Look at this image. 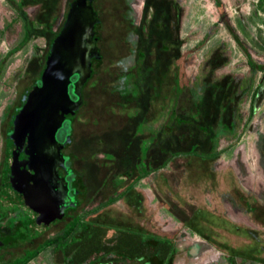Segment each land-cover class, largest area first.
I'll list each match as a JSON object with an SVG mask.
<instances>
[{
  "label": "rangeland",
  "instance_id": "rangeland-1",
  "mask_svg": "<svg viewBox=\"0 0 264 264\" xmlns=\"http://www.w3.org/2000/svg\"><path fill=\"white\" fill-rule=\"evenodd\" d=\"M71 1L0 0V152L2 120L39 77L50 39L62 26ZM218 2L92 0L99 19L95 36L101 57L92 59L93 72L82 88V102L54 134L60 142L72 138L67 150H74L79 174L93 178L92 185L130 178L127 187L137 177L146 175L145 183L151 179L144 192L158 213L157 227L169 218L165 207L175 213L187 201L216 205L219 193L226 191L209 184L217 151L221 150L215 169L223 172L253 147V133L247 127L240 137L226 138L220 124L230 126L233 116L243 120L248 114L253 87L240 92L239 82L264 89V3ZM25 24L29 34L24 41ZM250 60L260 68L252 71ZM66 169L70 176L72 171ZM123 171L131 176L125 177ZM149 172L154 173V181ZM236 173L246 186L244 174ZM67 177L51 183L63 196L61 205L75 200ZM122 192L116 190L115 195ZM99 193L92 187L91 194ZM8 203H0V217L7 211L19 212L18 206ZM227 206L222 203L227 215L243 222L240 210ZM16 218L20 225L15 244L39 233L40 226L30 224L27 214L16 213L9 220ZM171 226L180 230L179 223ZM0 231H9L5 223H0ZM36 251L2 247L0 264L15 256L24 260ZM44 254L27 264H38L37 258Z\"/></svg>",
  "mask_w": 264,
  "mask_h": 264
},
{
  "label": "flooded vegetation",
  "instance_id": "flooded-vegetation-1",
  "mask_svg": "<svg viewBox=\"0 0 264 264\" xmlns=\"http://www.w3.org/2000/svg\"><path fill=\"white\" fill-rule=\"evenodd\" d=\"M250 101L245 119L233 116L230 126H225L224 122L220 124L227 133L226 138L240 137L245 127L253 133V147L241 154L240 162H230L231 169L223 172L215 169V159L221 150L214 156V177L209 184L212 182L216 187H223L226 196L219 193V202L213 206L207 201V205L187 201L182 211H176L175 214L170 209L166 212L168 220L161 221V226L157 227L158 213L150 205L149 193L144 192L146 184L150 186L153 183L151 179L145 183L142 179L146 175L137 177L132 185H128L129 188L126 184L130 178L116 183L108 180L105 185L104 179L96 187L104 195L91 194L92 190L84 176L77 170L74 150H67L72 138L70 143L59 150L55 166L51 169V174L47 175V182L50 188L52 180L67 177L68 166L72 174L67 180L74 201L61 205L62 194H55L54 188L53 191L50 188L53 196L51 208H54V212H48L49 204L45 202L42 203L44 209L41 211L39 205L28 196L10 188L3 181L5 166L10 165L20 176L26 178L36 157V151L31 149L30 142L24 135H19L9 143V136L13 133L9 123L15 109L21 105L20 97L15 107L2 120L5 127L0 152V187L5 184L11 194L0 199V203L8 200V205L18 206L19 212L16 213L27 214L30 224L39 225L40 231L36 236L15 244L20 220L16 218L11 222L9 219L16 213L7 211L6 215L0 217V223H5V228L9 231H0V245L22 248V252L26 248H34L38 250L34 257L48 251L50 262L45 264H264V89L260 85L253 86ZM237 170L244 174L247 187L243 186ZM122 174H126L125 177L131 176L128 171H123ZM150 174H153L151 178L154 181V173L149 172L147 175ZM119 189L123 192L115 195ZM198 191L194 196L196 200L200 199ZM183 198L186 200V197ZM224 202L231 211L232 206L240 210L243 222L227 215L222 208ZM114 223L119 226H113ZM178 223L180 230H173L171 224ZM99 227L102 231L115 229L117 232L113 237L103 236L106 238L104 242H96L93 229L97 230ZM15 258L17 257L5 264L11 263Z\"/></svg>",
  "mask_w": 264,
  "mask_h": 264
},
{
  "label": "water",
  "instance_id": "water-1",
  "mask_svg": "<svg viewBox=\"0 0 264 264\" xmlns=\"http://www.w3.org/2000/svg\"><path fill=\"white\" fill-rule=\"evenodd\" d=\"M98 21L92 0H72L69 3L64 22L50 41L39 77L21 96V105L15 109L9 123L13 132L9 143L24 135L31 149L36 151V157L26 178L6 165L3 181L32 199L41 211L45 202L49 204L48 212H54L51 189L54 188L55 194H61L55 186L50 184L49 188L47 175L55 166L59 150L70 139L60 142L54 134L65 120L70 121L69 114L75 112L82 102V88L93 72L92 59L101 57L95 36ZM66 182L68 185V180Z\"/></svg>",
  "mask_w": 264,
  "mask_h": 264
},
{
  "label": "trees",
  "instance_id": "trees-1",
  "mask_svg": "<svg viewBox=\"0 0 264 264\" xmlns=\"http://www.w3.org/2000/svg\"><path fill=\"white\" fill-rule=\"evenodd\" d=\"M261 2L264 3V0H261ZM218 3H219L218 0H215V4L217 5ZM24 29H25V33H24V41H25V40H27V38H28V34H29L28 29H27V27H26V24L24 25ZM55 35H56V34H55ZM55 35H53V37H54ZM53 37H51L50 41L52 40ZM246 54H248V53L246 52ZM248 64H249L250 69H251L252 71H254L255 68H256V69H259V68H260V66L255 65L253 62H251V60L248 62ZM262 68H264V67H262ZM262 76L264 77V71H263ZM251 87H253V83H252V82H249V81H243V80H242L241 82H239L238 89H239L240 92L246 93L247 91H249V89H251ZM9 194H11V192L8 191L7 186H6L5 184H2L1 187H0V199H5V198H7ZM19 225H20V224H19ZM0 247H2V246L0 245ZM37 252H38V250L35 252V255L37 254ZM33 257H34V256H32V257H28V258H26V259H24V260H22V259H15V260H13L11 263H9V264H25L29 259H31V258H33Z\"/></svg>",
  "mask_w": 264,
  "mask_h": 264
},
{
  "label": "crops",
  "instance_id": "crops-1",
  "mask_svg": "<svg viewBox=\"0 0 264 264\" xmlns=\"http://www.w3.org/2000/svg\"><path fill=\"white\" fill-rule=\"evenodd\" d=\"M219 120V119H218ZM85 178V177H84ZM144 179V178H143ZM85 181H86V183H87V185H88V187L92 190V187H93V189H95L97 186H98V184H96V185H92V180H93V178L92 179H84ZM95 180V179H94ZM142 189V188H141ZM99 194H103L104 195V192L103 191H101V193H99ZM164 210L166 211V212H168L170 209L167 207H165L164 208ZM173 210V209H172ZM172 213H174V211H172ZM176 214V213H175ZM182 217V216H181ZM181 217H179V218H181ZM113 226H119L117 223H114L113 224ZM94 230V232H93V237L95 236V238H97L96 239V242H104V240H106V238L104 239V237H105V235L106 236H111V237H113L115 234H116V232H117V230H113V229H110V230H108L107 232L106 231H102V228L101 227H99L97 230H95V229H93ZM99 236V237H98ZM104 236V237H103ZM108 240V239H107ZM34 258V257H33ZM32 258V259H33ZM31 259V260H32ZM37 261H38V264H45L46 262L47 263H49L50 262V253L48 252V251H46L45 252V254L42 256V257H38L37 258Z\"/></svg>",
  "mask_w": 264,
  "mask_h": 264
}]
</instances>
